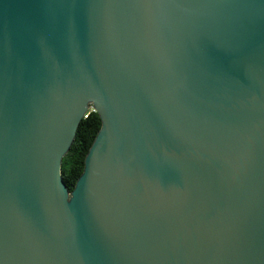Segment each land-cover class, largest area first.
<instances>
[{
  "label": "water",
  "instance_id": "95a60500",
  "mask_svg": "<svg viewBox=\"0 0 264 264\" xmlns=\"http://www.w3.org/2000/svg\"><path fill=\"white\" fill-rule=\"evenodd\" d=\"M0 264H264V0H0Z\"/></svg>",
  "mask_w": 264,
  "mask_h": 264
},
{
  "label": "trees",
  "instance_id": "16d2710c",
  "mask_svg": "<svg viewBox=\"0 0 264 264\" xmlns=\"http://www.w3.org/2000/svg\"><path fill=\"white\" fill-rule=\"evenodd\" d=\"M102 125L96 111H90L78 127L74 142L62 161V175L70 191L84 170L85 157Z\"/></svg>",
  "mask_w": 264,
  "mask_h": 264
},
{
  "label": "built area",
  "instance_id": "2783aa9c",
  "mask_svg": "<svg viewBox=\"0 0 264 264\" xmlns=\"http://www.w3.org/2000/svg\"><path fill=\"white\" fill-rule=\"evenodd\" d=\"M92 110L94 111V109L91 107L90 111H92Z\"/></svg>",
  "mask_w": 264,
  "mask_h": 264
}]
</instances>
